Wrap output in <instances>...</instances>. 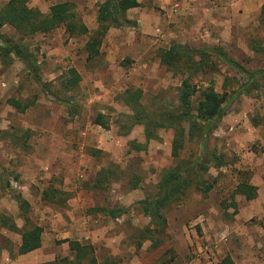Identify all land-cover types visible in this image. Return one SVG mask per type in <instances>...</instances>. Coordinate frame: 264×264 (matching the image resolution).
Instances as JSON below:
<instances>
[{
    "label": "rangeland",
    "instance_id": "rangeland-1",
    "mask_svg": "<svg viewBox=\"0 0 264 264\" xmlns=\"http://www.w3.org/2000/svg\"><path fill=\"white\" fill-rule=\"evenodd\" d=\"M8 1L0 0V10ZM65 1L95 35L105 0H28V7L46 16ZM138 1L140 7L127 13L134 26L110 28L92 60L84 50L89 35L70 37L59 27L22 38L11 26L2 29L5 37L29 45L47 90L19 61L0 55V213L18 228L0 225V264H76L71 241L92 246L98 264H225L227 257L232 264H264L263 81L249 95H237L240 75L216 58V71L191 78L198 88L211 82L218 93L233 96L206 138L207 157L224 164L209 163L205 177L215 185L208 195L193 187L165 211V243L156 250L140 236L150 220L136 203L155 195L163 170L181 159L193 161L203 144L189 141L187 130L175 162L173 130L162 129L150 141L140 125L119 134L133 114L123 100L129 90L141 91L140 104L152 116L177 108L189 74L161 60L174 45L221 47L249 71L264 70V0ZM73 71L79 81L65 85ZM54 95L76 103L78 114L70 117ZM99 115L107 128L96 124ZM26 131L31 136L23 150L12 139L23 144ZM107 168L114 173L110 182L94 188L98 172ZM242 182L257 188L254 200L237 193ZM45 191L51 199L43 198ZM12 195L29 203L27 213ZM112 209L125 213L113 219L103 212ZM36 225L43 228L41 248L20 255L22 231Z\"/></svg>",
    "mask_w": 264,
    "mask_h": 264
},
{
    "label": "trees",
    "instance_id": "trees-1",
    "mask_svg": "<svg viewBox=\"0 0 264 264\" xmlns=\"http://www.w3.org/2000/svg\"><path fill=\"white\" fill-rule=\"evenodd\" d=\"M138 7H140L138 0H105L98 6V31L95 35H89L87 26L79 19L75 5L72 2L65 1L55 4L50 8L49 14L44 16L38 10L29 8L28 0H9L0 10V55L4 61L10 58L19 61L26 69L31 80L46 91V84L40 75L41 67L37 57L30 50L29 45L5 37L2 34V29L5 26L13 27L22 38L47 34L59 27H65L70 37L89 35L84 50L87 53L88 60H92L100 55L103 37L110 28L134 26L127 19V13ZM261 13L264 14V4ZM215 58L240 75V83L234 92L235 94L249 95L253 90H258L262 86L260 82H264V70L249 71L240 62L231 58L221 47L190 50L184 46L174 45L161 54V60L169 67H174L183 73L189 74V78L185 79L179 88L177 108L174 111L152 116L146 113L140 104V90H129L123 96L124 102L130 106L133 114L128 117L127 123L120 127L122 129L119 132L120 136H127L136 125L144 127L147 141L155 139L157 137L156 133L162 129L173 130L171 155L175 162L185 146L187 130L189 141L199 140L203 144L201 152L193 161L181 159L170 168L163 170L155 195L136 203L143 215L150 220L148 227L141 232L140 236L151 242L152 250L158 249L165 243L164 236L168 227L165 211L181 203L183 197L193 187L203 195H208L215 185L214 182H209L205 177L209 172V163L214 162V168H221L224 164L221 157H215L214 160L207 157L205 151L206 138L217 127L219 120L225 114L226 105L229 104L233 96H230L229 100V94L227 92L218 93L211 82L207 87L201 88L191 83V78L198 73L217 70V63L213 60ZM72 75L71 79H66L65 85H75L79 81L80 77L74 71ZM52 98L67 108L70 117L73 118L78 114L79 108L76 103L62 100L55 95ZM20 110L24 111L25 109L21 108ZM95 122L100 127H108L103 121L102 115L96 117ZM23 135V144H20L16 139L12 140L15 146L24 150L31 135L29 131H26ZM142 148L140 146L137 150H142ZM113 174L111 168L99 171L94 188H104L110 182ZM236 191L238 194L245 196L247 200H254L257 197V188L247 182L240 183ZM47 195L45 191L43 198L45 200L51 199ZM12 196L18 203L19 208L27 213L30 208L29 203L16 195ZM103 212L109 217L117 219L125 213V210L112 209L103 210ZM0 225L11 231L18 230L11 217L2 213H0ZM21 234V243L18 250L20 255H26L41 248L44 235L42 227L36 225L23 230ZM70 247L74 253L76 264H83L86 260L92 264H98L92 246L81 244L79 241H71ZM224 262L225 264H232L230 257H227ZM40 264L63 263L56 259Z\"/></svg>",
    "mask_w": 264,
    "mask_h": 264
}]
</instances>
